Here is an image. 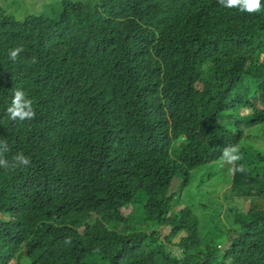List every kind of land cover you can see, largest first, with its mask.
Instances as JSON below:
<instances>
[{"label": "trees", "instance_id": "trees-1", "mask_svg": "<svg viewBox=\"0 0 264 264\" xmlns=\"http://www.w3.org/2000/svg\"><path fill=\"white\" fill-rule=\"evenodd\" d=\"M60 1L22 20L0 2V140L30 159L0 167V264H264V153L240 118L264 123V7ZM14 89L34 118L7 117Z\"/></svg>", "mask_w": 264, "mask_h": 264}, {"label": "clouds", "instance_id": "clouds-1", "mask_svg": "<svg viewBox=\"0 0 264 264\" xmlns=\"http://www.w3.org/2000/svg\"><path fill=\"white\" fill-rule=\"evenodd\" d=\"M218 3L225 8H237L240 12H246L249 14L258 13L261 11V0H218ZM24 51L23 46H17L11 49L8 53L9 59L15 61L19 54ZM33 64L37 63V58L33 56L31 58ZM6 115L10 120H26L32 119L35 116L32 100L29 99L22 89L12 90L11 101L6 109ZM9 150L7 141L0 140V167L3 168H17L20 166L27 167L30 164V159L23 154H17L13 158V162L10 164L7 159L4 158V153ZM239 149L237 146H227L223 149L222 160L228 163H233L240 159L238 155ZM240 171H244L243 166L239 168Z\"/></svg>", "mask_w": 264, "mask_h": 264}, {"label": "rangeland", "instance_id": "rangeland-1", "mask_svg": "<svg viewBox=\"0 0 264 264\" xmlns=\"http://www.w3.org/2000/svg\"><path fill=\"white\" fill-rule=\"evenodd\" d=\"M13 1L14 0H0V2L3 4V7L6 11L5 13L12 15L16 20L24 19V17L27 14H30V12L37 11V13L43 12L46 14L53 12V11L56 14L60 12L59 11L60 10V3H59L60 0H42L43 2L38 4V7H32L29 5V3L24 2L23 0H20L19 3L17 4H14ZM16 32H18V29L16 30ZM242 86H243V82L238 83L237 89L238 90L241 89ZM247 110L245 109V111ZM240 118L246 122L244 124V135L249 141V143L251 144V146L255 150H258L264 153V123L255 125V128H253L251 124L249 125L248 120L243 119L242 116ZM223 167L226 168V173L228 174L232 171L233 163H228L225 161L223 163ZM179 182L181 184L182 180L179 178L175 179V182L173 183V186H172V190L176 188V185ZM206 187L208 188V191L210 192L211 196L215 198H217L218 196H222L221 200L224 201V192L226 191L227 188H225L224 190H220L221 185L213 184V183H208ZM222 207H223V210L227 209L226 204ZM7 217L10 218L9 216ZM7 217L0 215V219H4ZM162 231H163L162 236L164 237L170 233L171 227L167 226L164 229H162ZM19 257H22V259H20L19 261H14L11 264H31L30 260L24 255L21 254Z\"/></svg>", "mask_w": 264, "mask_h": 264}]
</instances>
